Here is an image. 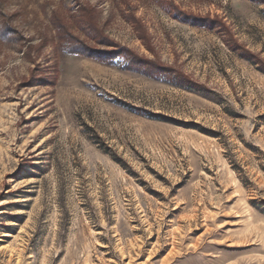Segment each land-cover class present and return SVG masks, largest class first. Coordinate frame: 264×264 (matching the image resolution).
Returning <instances> with one entry per match:
<instances>
[{
  "label": "rangeland",
  "instance_id": "1",
  "mask_svg": "<svg viewBox=\"0 0 264 264\" xmlns=\"http://www.w3.org/2000/svg\"><path fill=\"white\" fill-rule=\"evenodd\" d=\"M80 4L171 73L64 53L54 12L97 46ZM5 17L0 264H264V0H0Z\"/></svg>",
  "mask_w": 264,
  "mask_h": 264
},
{
  "label": "trees",
  "instance_id": "2",
  "mask_svg": "<svg viewBox=\"0 0 264 264\" xmlns=\"http://www.w3.org/2000/svg\"><path fill=\"white\" fill-rule=\"evenodd\" d=\"M173 9L176 11L177 17H180L185 22L191 23L195 26L226 28V26L218 18L212 19L211 17L195 16L180 11L176 7H173ZM78 10L79 24L88 33L89 37L96 43L97 46L95 47L90 45L80 36L76 35L69 28L68 24L61 17V15L54 12L51 18V24L64 53L70 55H81L102 62H113L116 59L124 58L127 61L126 69L144 71L150 76L171 73L172 70L168 67L150 61L146 58H142L134 51L119 46L110 40L104 31L99 27L93 8L85 4H80L78 6ZM167 11H170V9H167ZM4 19L3 25L0 27V40L7 43L21 41V36H19L20 33H18L11 25L10 18L5 17ZM134 21L136 23L135 19ZM99 46H106L112 49L104 50L99 48Z\"/></svg>",
  "mask_w": 264,
  "mask_h": 264
}]
</instances>
